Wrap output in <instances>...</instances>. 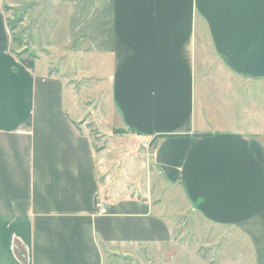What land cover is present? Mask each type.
Masks as SVG:
<instances>
[{
	"label": "crops",
	"instance_id": "crops-1",
	"mask_svg": "<svg viewBox=\"0 0 264 264\" xmlns=\"http://www.w3.org/2000/svg\"><path fill=\"white\" fill-rule=\"evenodd\" d=\"M51 2L66 12L65 52L84 45L76 54L99 81L91 91H104L96 123L107 125L98 110L109 100L108 125L126 147L149 146L104 167L106 150L78 125L82 96L47 61L12 52L0 10V264L162 252L191 264L193 232L216 259L199 253L203 264H221L213 237L230 234L246 236L253 264H264V102L238 127L210 120L207 103L214 81L234 90L231 104L252 88L264 94V0Z\"/></svg>",
	"mask_w": 264,
	"mask_h": 264
},
{
	"label": "rangeland",
	"instance_id": "rangeland-1",
	"mask_svg": "<svg viewBox=\"0 0 264 264\" xmlns=\"http://www.w3.org/2000/svg\"><path fill=\"white\" fill-rule=\"evenodd\" d=\"M0 10L4 13L6 23H15L16 29L13 34L18 37L19 43L13 46V50L16 54L25 53L26 56L30 55L36 59L45 60L53 68L54 73H63L68 80L69 85L73 86V89L81 97V112L78 114V125L83 129H88V132L92 134V139L96 147L98 154L101 151L105 154L104 158L100 160L104 167L114 165L117 159L122 156L128 157L134 154L136 149L139 151L143 149L140 145L133 148L132 145L126 147V139L121 138L123 133L118 125L112 123L108 125V109H112V104L108 100L107 103L103 102L99 106L98 121H103L107 125L96 123L94 119V110L100 103V99L103 97L104 91L98 92L91 91L94 87L99 85V81L92 79L87 75L89 72L87 59H80V53H77L85 46L80 43L81 48H73L70 52H65L63 48V40L66 35V12L64 8L54 6L51 0H0ZM22 18L21 23H18V19ZM58 68V69H57ZM57 69V71H55ZM75 70V71H73ZM92 76V74H91ZM215 78V76H214ZM103 86V84L101 85ZM233 92L228 90H222L219 87L217 90L214 81V86L209 89L208 104L212 112L209 113V119L217 118L220 122L222 120H234V127H238L240 121L251 118V113L254 109L252 106L257 102L261 104L264 102V94H261L258 89L252 88L247 95L245 92H241L243 96L241 101L237 104H231L233 99ZM232 100V101H231ZM264 104V103H263ZM233 105L235 112L230 108ZM257 105V104H256ZM257 113L258 111L255 110ZM264 120V115L258 113ZM230 124V123H227ZM232 124H230L231 126ZM262 132V140L264 141V126L259 130ZM120 143L124 145H119ZM125 148H123V147ZM122 148L123 151L120 150ZM133 156V155H132ZM146 160V159H145ZM147 161V160H146ZM140 162V161H139ZM121 166V165H120ZM121 180L117 178L116 184L118 185ZM120 186V184L118 185ZM134 189V187H131ZM193 237V238H192ZM192 240L194 247L198 248L200 255L205 256L209 260H216L213 254L209 251H205L202 248L201 239L195 232H193ZM201 238V239H200ZM234 243L233 248H229V244ZM213 243L218 247H221L224 243V249L226 256L221 264H253L254 251L249 239L244 235L230 234L228 237L223 235L213 237ZM155 252V251H153ZM156 253V252H155ZM198 253V254H199ZM191 259L187 257L188 262L191 264H203V259L198 254L193 253ZM157 257L144 258L139 255L137 258L128 257L122 261L121 264H168V254L162 252L161 255L157 254ZM141 256V257H140ZM153 258V259H152ZM178 258H180L178 256ZM214 258V259H213ZM155 261V262H153ZM179 262V260L177 261Z\"/></svg>",
	"mask_w": 264,
	"mask_h": 264
},
{
	"label": "trees",
	"instance_id": "trees-1",
	"mask_svg": "<svg viewBox=\"0 0 264 264\" xmlns=\"http://www.w3.org/2000/svg\"><path fill=\"white\" fill-rule=\"evenodd\" d=\"M21 21H22V18H20V19H18V23H21ZM7 26H8V28H9V30H10V34H11V38H12V46H14L15 44H18L20 41H19V39H18V37L17 36H15L14 34H13V31L16 29V21H15V23H10V22H7ZM12 52L14 53V54H16L15 53V51L13 50V48H12ZM26 53V52H25ZM25 53H21V54H16V56H26V54ZM26 57H28V58H30V59H35V57H33V56H30V55H27ZM52 71L53 70H50L49 71V75H52ZM54 72V71H53ZM73 124H74V126L76 127V129H77V124L75 123V122H72ZM90 136L92 137V134H90ZM193 136L194 137H201V136H207V134H204V135H200V134H193Z\"/></svg>",
	"mask_w": 264,
	"mask_h": 264
},
{
	"label": "built area",
	"instance_id": "built-area-1",
	"mask_svg": "<svg viewBox=\"0 0 264 264\" xmlns=\"http://www.w3.org/2000/svg\"><path fill=\"white\" fill-rule=\"evenodd\" d=\"M142 146H143L144 148H148L149 144L146 143V142H144V143H142ZM104 207H105V202H104V200L99 199V198H96V208L99 209V210H103Z\"/></svg>",
	"mask_w": 264,
	"mask_h": 264
}]
</instances>
